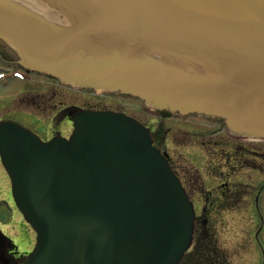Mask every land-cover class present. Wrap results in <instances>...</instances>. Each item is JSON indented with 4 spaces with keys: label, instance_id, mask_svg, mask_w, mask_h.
Returning <instances> with one entry per match:
<instances>
[{
    "label": "water",
    "instance_id": "water-1",
    "mask_svg": "<svg viewBox=\"0 0 264 264\" xmlns=\"http://www.w3.org/2000/svg\"><path fill=\"white\" fill-rule=\"evenodd\" d=\"M53 18L0 0V39L26 68L121 92L158 110L225 119L264 138V0H34ZM69 139L41 141L0 124L17 208L36 232L3 264H180L193 203L150 131L113 112L82 111Z\"/></svg>",
    "mask_w": 264,
    "mask_h": 264
},
{
    "label": "flooded vegetation",
    "instance_id": "flooded-vegetation-1",
    "mask_svg": "<svg viewBox=\"0 0 264 264\" xmlns=\"http://www.w3.org/2000/svg\"><path fill=\"white\" fill-rule=\"evenodd\" d=\"M0 74L10 79V83L3 86L10 89H6L9 94L0 98V123H17L45 142L56 136L69 137L73 130L72 116L83 110L124 113L149 128L155 145L169 155L173 168L195 205V239L201 237L204 245H207L210 238L214 239L215 232L211 225L222 221V213L229 210L240 216L245 213L250 216L249 213L259 212L260 209L264 212V138L254 139L235 134L221 118L168 113L163 121L172 116L185 120H212L210 125H190L188 128V136L183 144L185 147L192 146L194 138L198 145L197 155L201 160L198 162L199 167H196L197 172L188 168L181 176L171 155L163 149L167 141L164 123L159 125L153 120L144 122L134 115L141 109L138 98L119 92L76 88L56 78L31 71L19 63L17 54L1 40ZM151 111L155 116L156 113H164ZM0 207L9 213L7 221L25 222L14 204L11 183L2 166L1 156ZM260 219L264 221L263 217ZM214 242L216 246L217 241ZM10 253L14 257L15 252L11 250ZM6 257H10L7 251L1 260ZM213 258L214 264L227 261V256L220 251L213 252Z\"/></svg>",
    "mask_w": 264,
    "mask_h": 264
},
{
    "label": "rangeland",
    "instance_id": "rangeland-1",
    "mask_svg": "<svg viewBox=\"0 0 264 264\" xmlns=\"http://www.w3.org/2000/svg\"><path fill=\"white\" fill-rule=\"evenodd\" d=\"M10 83V79L6 75L0 74V98L9 92L10 89L5 88ZM141 109L134 113L139 119L147 122L153 120L159 125H165L167 132V141L163 149L172 157L173 163L178 169L180 175H184L186 170L197 172L199 167V156L197 155V142L193 138L192 146H184L190 125L201 127V125H210L212 120L201 119H180L179 116H172L169 119L164 117L169 114H159L150 110L144 103H139ZM2 112V110H1ZM1 116V115H0ZM191 120V121H189ZM195 140V141H194ZM201 160V159H200ZM187 168V169H186ZM189 168V169H188ZM242 214L241 216L231 211L222 213L221 222H213L211 229H214L217 239V246L225 253L231 264H264V212ZM9 213L5 208L0 207V229L9 236L10 240L17 247L20 255L26 256L35 245V234L32 229L25 223L9 222ZM243 218L246 219L244 221ZM251 218V220H250ZM250 220V221H249ZM246 221V222H245ZM25 224V225H24ZM20 257V256H19Z\"/></svg>",
    "mask_w": 264,
    "mask_h": 264
},
{
    "label": "trees",
    "instance_id": "trees-1",
    "mask_svg": "<svg viewBox=\"0 0 264 264\" xmlns=\"http://www.w3.org/2000/svg\"><path fill=\"white\" fill-rule=\"evenodd\" d=\"M212 239L207 240V245H204L203 239L197 236L194 248L181 264H214L213 252H217V248Z\"/></svg>",
    "mask_w": 264,
    "mask_h": 264
},
{
    "label": "bare ground",
    "instance_id": "bare-ground-1",
    "mask_svg": "<svg viewBox=\"0 0 264 264\" xmlns=\"http://www.w3.org/2000/svg\"><path fill=\"white\" fill-rule=\"evenodd\" d=\"M19 1L21 4L29 6L37 11H39L40 13L44 14L47 17L53 18L50 11L47 10V8L43 5H41L39 2H36L34 0H16ZM55 19V18H53Z\"/></svg>",
    "mask_w": 264,
    "mask_h": 264
}]
</instances>
